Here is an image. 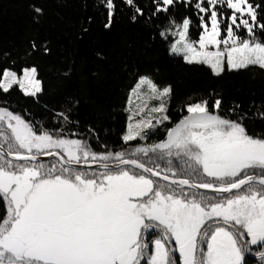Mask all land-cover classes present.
Returning <instances> with one entry per match:
<instances>
[{
  "label": "snow or ice",
  "instance_id": "1",
  "mask_svg": "<svg viewBox=\"0 0 264 264\" xmlns=\"http://www.w3.org/2000/svg\"><path fill=\"white\" fill-rule=\"evenodd\" d=\"M125 2L144 15L134 0ZM153 2L154 15L168 14L160 35L173 38L170 51L184 63L204 65L215 77L225 67L264 70L260 4L179 0L198 10L200 31L190 37L191 18L178 22L169 11L174 0ZM104 3L111 17L113 0ZM13 86L36 96V67L22 75L5 68L0 92ZM171 94V85L139 77L127 99L124 143L147 141L145 129L156 134L165 122L172 126L160 142L104 153L0 107V264H245L253 246L264 261V135L221 116V99L212 101L214 111L207 99L186 105L187 115L173 124ZM44 156L55 158L51 166ZM154 157L169 166L175 158L187 175L176 178L174 167L162 170Z\"/></svg>",
  "mask_w": 264,
  "mask_h": 264
},
{
  "label": "trees",
  "instance_id": "2",
  "mask_svg": "<svg viewBox=\"0 0 264 264\" xmlns=\"http://www.w3.org/2000/svg\"><path fill=\"white\" fill-rule=\"evenodd\" d=\"M134 2L143 16L125 0H113L111 17L104 0H0V73L7 68L22 75L23 68L36 67L42 88L36 96H25L13 86L8 93L0 92V107L38 130L82 139L97 153L130 150L164 140L172 126L165 122L156 134L145 131L147 141H123L130 90L139 77L148 76L161 88L171 85L167 114L173 124L187 115L186 105L207 99L214 111L212 101L221 99V116L242 122L250 134L264 135V70L251 66L229 72L225 67L215 77L204 65L184 63L171 54L173 38L160 35L169 25L168 14L154 15L153 0ZM249 2L264 8V0ZM169 11L178 22L191 18L190 37L200 31L193 5L174 0ZM257 12L259 20L260 9ZM154 162L162 170L174 167L176 178L187 175L175 158L171 166L167 159L154 157ZM5 211L6 205L0 208V213Z\"/></svg>",
  "mask_w": 264,
  "mask_h": 264
},
{
  "label": "flooded vegetation",
  "instance_id": "3",
  "mask_svg": "<svg viewBox=\"0 0 264 264\" xmlns=\"http://www.w3.org/2000/svg\"><path fill=\"white\" fill-rule=\"evenodd\" d=\"M255 247L256 246H253V252L246 253L245 264H264V261H261L259 257L255 254Z\"/></svg>",
  "mask_w": 264,
  "mask_h": 264
},
{
  "label": "water",
  "instance_id": "4",
  "mask_svg": "<svg viewBox=\"0 0 264 264\" xmlns=\"http://www.w3.org/2000/svg\"><path fill=\"white\" fill-rule=\"evenodd\" d=\"M55 158L53 157H48V156H44V157H41V160L43 162H47V161H51V160H54ZM84 170H91V169H88L87 166H82ZM97 166L96 165H92V169H95ZM200 191H204V190H200Z\"/></svg>",
  "mask_w": 264,
  "mask_h": 264
},
{
  "label": "rangeland",
  "instance_id": "5",
  "mask_svg": "<svg viewBox=\"0 0 264 264\" xmlns=\"http://www.w3.org/2000/svg\"><path fill=\"white\" fill-rule=\"evenodd\" d=\"M172 54V53H171ZM173 55V54H172ZM201 100H204V99H199V100H197V101H195V102H198V101H201ZM195 102H192V103H195ZM150 104H152V105H155V104H158V102L157 101H151L150 102ZM191 104V103H190ZM156 115H158V114H156ZM136 119H139V117H137ZM155 122V121H154ZM147 130H149V129H145V131H147Z\"/></svg>",
  "mask_w": 264,
  "mask_h": 264
},
{
  "label": "bare ground",
  "instance_id": "6",
  "mask_svg": "<svg viewBox=\"0 0 264 264\" xmlns=\"http://www.w3.org/2000/svg\"><path fill=\"white\" fill-rule=\"evenodd\" d=\"M210 194V193H209Z\"/></svg>",
  "mask_w": 264,
  "mask_h": 264
}]
</instances>
